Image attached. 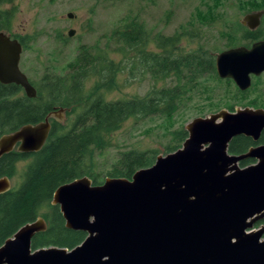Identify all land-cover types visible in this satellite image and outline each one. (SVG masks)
<instances>
[{"label": "water", "instance_id": "water-1", "mask_svg": "<svg viewBox=\"0 0 264 264\" xmlns=\"http://www.w3.org/2000/svg\"><path fill=\"white\" fill-rule=\"evenodd\" d=\"M261 15H247L244 22ZM74 33L70 29L67 36ZM21 52L17 40L0 32V84H14L35 98L19 68ZM215 70L239 91L249 89L250 76L264 72V39L220 52ZM66 112L55 108L41 122L2 134L0 157L14 148L23 155L39 152L50 120L61 124ZM183 130L187 138L177 150L157 156L130 179L107 177L93 185L83 176L53 192L50 204L58 207L65 228L86 235L79 245L33 250V237L47 229L38 217L4 241L0 264H264V145L241 155L227 152L237 136L259 137L264 109H221L192 119ZM247 158L258 161L239 167ZM10 189L9 177H0V194Z\"/></svg>", "mask_w": 264, "mask_h": 264}, {"label": "trees", "instance_id": "trees-1", "mask_svg": "<svg viewBox=\"0 0 264 264\" xmlns=\"http://www.w3.org/2000/svg\"><path fill=\"white\" fill-rule=\"evenodd\" d=\"M4 2L0 0V5ZM218 3L219 0H212L211 4L205 3L204 9L196 8L189 22L191 30H182L172 36H156L154 46L157 51L144 49L149 42L148 33L135 19L114 32V40L133 54V64L138 65L142 73L155 82L170 81V85L154 88L142 98L106 101L99 92L101 83H96L91 92L85 94L84 84L93 76H100L112 87L110 80L118 70L111 61L98 57L85 46H81L66 63L63 73L46 72L38 83L28 79L36 90L35 98H27L19 86L0 84V136L22 125L41 122L55 108L73 109L82 105L67 129L52 122L48 138L39 152L31 155L10 152L0 158V177H11L19 161L28 156L32 158L18 187L0 194V246L22 225L38 217L46 221L47 229L33 237V250L52 246L70 250L79 245L86 235L65 228L58 207L50 204L53 192L83 176H87L93 185H101L103 180L94 173L93 157L110 145L109 136L128 119L171 118L182 108L184 101L193 100L197 94L212 93L213 90H207V82L232 84L231 80L218 78L212 53L201 49L182 53L179 49L185 32L191 39L198 38L201 28L212 27L210 14L217 9ZM262 6L264 0L259 8ZM3 28L6 26L0 25V29ZM262 37L263 32H246L241 39L253 42ZM249 92L236 91V94L244 99ZM248 104L259 107L257 100H250ZM186 138L187 133L182 129L172 132V143L166 149L169 153L174 152L178 149L177 144H182ZM249 142V139L237 136L232 139L229 152L241 153L249 147ZM157 156L153 150L119 152L110 164L106 178L130 179L137 170L153 165ZM244 165L240 163V166Z\"/></svg>", "mask_w": 264, "mask_h": 264}, {"label": "rangeland", "instance_id": "rangeland-1", "mask_svg": "<svg viewBox=\"0 0 264 264\" xmlns=\"http://www.w3.org/2000/svg\"><path fill=\"white\" fill-rule=\"evenodd\" d=\"M211 1L5 0L0 5V25L6 26L11 35L20 38L23 50L19 68L32 83H38L46 72L63 73L66 63L81 46H85L98 57L111 61L118 69L113 74V80H110L112 87L100 76H93L84 84L85 94H89L96 83H101L103 85L99 92L104 99L116 101L142 98L154 88L170 85V81L155 82L148 74L142 73L140 67L133 64V54L114 40V32L135 19L142 23L148 33L149 42L144 49L157 51L154 46L156 36H172L182 30L188 31L186 25L193 18L196 8L202 10L205 3L211 4ZM260 5L261 0H219L217 9L210 14L212 27L201 28L198 38L191 39L185 32L179 44L180 52L201 49L215 57L229 47L243 45L242 18L251 11L263 10L264 6L259 8ZM67 13H72L73 18L68 19ZM70 29L75 31L72 37L67 36ZM207 85V90H213L212 93L197 94L193 100L184 101L182 108L171 118H131L125 121L119 130L109 136L110 145L93 157L94 173L99 180L104 182L110 164L119 152L135 149L153 150L158 156L169 154L166 147L172 143V132L183 130L196 117H204L221 109L250 106L247 105L250 100H257L258 106H264L263 77L251 82L250 92L244 99L236 94L239 90L233 82L229 85L209 81ZM81 107L68 108L70 112L63 115L64 121L60 124L63 130L70 126ZM180 146L177 144V148ZM31 161L32 158L28 156L16 164L14 174L9 177L11 189L18 187L22 173Z\"/></svg>", "mask_w": 264, "mask_h": 264}, {"label": "flooded vegetation", "instance_id": "flooded-vegetation-1", "mask_svg": "<svg viewBox=\"0 0 264 264\" xmlns=\"http://www.w3.org/2000/svg\"><path fill=\"white\" fill-rule=\"evenodd\" d=\"M262 11H264V9H263V10H258V11H251L250 13H247L246 15H244V17L242 18V21H241V23H240V25H241L240 28L243 30V33H242V34H244V33H246V32H247V33H250V34H253V33H255V34H260L261 32H263V37L260 38V39H258V40H256V41H253V42H252V41H249V40L244 41V44H243V45L232 46V47L227 48L226 50L231 49V48H236V47L250 48V47L252 46V44H254L255 42H258V41H261V40L264 39V15H261V16L257 17L256 20H250V21H245V22H244V18H245L247 15H255V14H258V13H260V12H262ZM255 22H257V25H256L254 28H250L249 25L254 24ZM186 27H189V29H190L189 23L186 25ZM8 30H9V29H8ZM8 30H6V28H3V29H0V32L3 33L4 35H6L10 40H17V41L21 44V46H22V50H23V44H22L20 38L11 35V34L9 33ZM190 30H191V29H190ZM241 37H242V36H241ZM215 57H216V56H215ZM262 77L264 78V72L261 73V74L258 75V76L251 75V76H250V79H251V82L253 83L255 80L261 79ZM253 79H254V80H253ZM1 85H2V84H1ZM250 87H251V85H250ZM250 87H249V88H250ZM247 91L249 92V89H247V90H245V91H240V92L245 93V92H247ZM261 106H262V105H260L259 107H253V106H244V107H249V108H253V109H257V108L264 109V106H262V107H261ZM244 107H243V108H244ZM233 110H234V109L229 110V111H233ZM51 121H52V120H51ZM52 122H53V121H52ZM243 137H244V136H243ZM245 138H247V139L250 140V142H249L250 145H249V147H248L245 151H243V152H241V153H238V154L230 153V152H229V145H230V143H231V141H232V140H231L230 143L228 144L227 152H228L229 154H233V155H241V154L246 153L250 148H256V147H259V146H263V145H264V130L261 131L259 137H258L256 140H253V139L250 138V137H245ZM13 152H16V149H15V148H14ZM0 158H1V157H0ZM257 161H258V159L247 158V159H244V160L240 161V162L238 163V165L240 166V163L243 162L245 165H244V166H240V167H241V168H244V167H246V166H249V165H252V164L257 163ZM262 222H264V220H263ZM261 224H262V223H261Z\"/></svg>", "mask_w": 264, "mask_h": 264}]
</instances>
